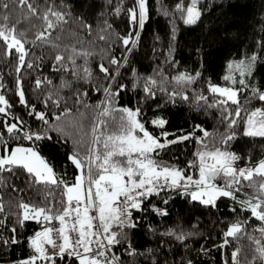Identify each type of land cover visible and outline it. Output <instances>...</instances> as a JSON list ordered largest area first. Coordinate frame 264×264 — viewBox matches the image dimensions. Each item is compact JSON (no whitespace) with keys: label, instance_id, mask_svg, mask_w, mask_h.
<instances>
[{"label":"snow or ice","instance_id":"6c2138e0","mask_svg":"<svg viewBox=\"0 0 264 264\" xmlns=\"http://www.w3.org/2000/svg\"><path fill=\"white\" fill-rule=\"evenodd\" d=\"M157 3L170 23L180 19L195 25L203 16L201 0H178L171 9L164 0ZM106 10L126 18L123 33L113 31L105 13L93 23L73 16L64 0H0V53L4 67L11 66L10 72L0 70V258L26 245L28 254L7 264H127L125 256L140 257L143 264H197L210 249L189 245L195 231L178 223L159 231L148 219L169 217V193L175 192L205 209H217V201L228 198L239 205L233 214L250 213L244 220L223 221L220 242L212 248L222 253V264H264V158L254 162L228 150L241 126L244 136L264 138V84L254 83L258 66H264V36L251 52L228 62L223 86L206 82L198 91L201 72L180 71L171 44L161 55L173 72L158 63L152 74L142 76L132 67L151 18L150 0H107ZM72 23L95 37L88 48L78 36L82 50L61 48L59 33ZM171 32L175 41L174 23ZM45 68L59 77V85ZM64 89L71 95H63ZM93 93L101 94L95 103L90 102ZM123 94L132 97L128 104L120 103ZM178 101L194 110H215L224 128L218 142L201 124L169 132L162 116L146 117L153 104L159 110ZM17 102L23 115L15 111ZM43 141L68 149L71 176L58 174L41 154ZM186 142L197 148L185 167L161 159L162 152ZM191 169L197 170L196 178ZM250 220L258 222L251 232ZM29 222L39 227L25 236L22 229ZM140 228L161 238L157 248L138 251L132 236ZM240 239L248 245L224 255Z\"/></svg>","mask_w":264,"mask_h":264},{"label":"trees","instance_id":"16d2710c","mask_svg":"<svg viewBox=\"0 0 264 264\" xmlns=\"http://www.w3.org/2000/svg\"><path fill=\"white\" fill-rule=\"evenodd\" d=\"M64 2L70 3L73 16H84L88 22L93 23L97 21L100 13H105L106 18L113 25L114 32L123 33L127 28L124 16L112 17L108 15L107 0H64ZM176 2L178 0H164V5L171 9ZM150 7L151 18L142 33L139 47L131 57L132 67L142 76L152 74V70L157 67L158 63L165 67L166 72H173V69L163 65L164 55H161V53L167 54L171 44L175 48V59L179 62L176 67L180 71L201 72L198 91L203 90L206 82L225 84L223 76L228 72V62L238 59L244 51L251 52L254 41L264 36V32L261 31L264 27V0H201L203 16L197 24L185 25L180 19H175L173 22L176 28L175 41L171 40L173 23L169 22L168 17L159 14L157 0H150ZM34 23L38 22L34 21ZM65 28V32L59 33L62 37L61 48L67 46L71 49L73 45H77V36L85 42L83 48H88L89 44L95 40L94 36H87L79 31L78 25L75 23L66 25ZM72 33L76 35H72ZM156 36H159V40L156 39ZM77 50H82V48L77 45ZM94 50L99 51L98 48ZM5 62V58L0 53V70L10 72L11 66L4 67ZM77 62L82 63V60ZM92 67L95 70L94 62ZM44 74L50 76L55 84H60L59 77L51 73L48 68L44 69ZM125 75L131 79L130 73H125ZM9 78H5L6 82ZM66 79H70V77H66ZM254 83L256 86L264 84V66H258ZM62 94L71 95L68 89H64ZM205 94L210 95V93ZM100 95L91 94L90 102H97ZM29 96L32 100L36 99L34 93H30ZM131 99L129 94H123L120 103L128 104ZM256 106L259 107L260 105L257 104ZM15 111L17 114H24V110L18 102ZM145 111L148 119L154 118L155 113L168 120L166 130L169 132H178L180 129L188 130L193 124H201L218 142L220 134L224 131L215 110L207 112L194 110L178 101L175 105L164 104L159 110L153 104L152 109H145ZM25 119L28 118L25 117ZM147 127L153 133L159 132V129H155L151 125ZM197 134L200 135V133ZM196 148L195 142H186L173 146L167 152H162L160 157L164 162L178 161L177 166L183 168L187 161L194 159L192 153ZM39 150L54 166L58 174L64 173L71 176L74 173V169L66 160L68 149L65 146L54 141H43L40 142ZM228 150L244 157L245 160L252 157L255 162L264 158V138L244 136L241 126L237 130L236 139L229 143ZM190 173L193 174L194 178L197 177L196 169H191ZM218 182L222 183V181ZM17 184L23 186L20 181H17ZM169 195L173 197L167 205L170 212L169 217L150 215L148 217L149 222L159 231H163L166 227H175L177 223L186 231H195L197 235L188 241L189 245L199 249L201 244H206L210 249L208 254L197 257V264H222V253L212 248L213 242H220L219 232L223 228L222 222L226 220L231 222L234 219L244 220L250 216V213L240 211L233 214L231 209L239 207V205L228 198L219 199L217 209H205L198 204L191 203L186 197H177L175 192H171ZM158 200L159 197L153 199L154 203H157ZM249 225L248 231L251 232L253 228L258 226V222L250 220ZM38 227L37 224L29 222L22 229V232L25 236L31 235ZM202 236H210L211 238L204 240L200 238ZM132 239L134 246L142 252L147 248H157L161 238L148 232L146 228H140L134 232ZM247 245L246 239L234 240L231 246L224 250V255H230L236 246L246 247ZM179 251L182 252L183 249H179ZM28 252L29 249L26 245L15 246L7 250L0 259H2L3 264H7V261L27 255ZM117 252L119 254L120 249H117ZM123 259L127 264H133V262L134 264H143L140 257L125 256Z\"/></svg>","mask_w":264,"mask_h":264},{"label":"rangeland","instance_id":"374dc122","mask_svg":"<svg viewBox=\"0 0 264 264\" xmlns=\"http://www.w3.org/2000/svg\"><path fill=\"white\" fill-rule=\"evenodd\" d=\"M218 85H221V86H223L224 84H218ZM240 199H243L244 197H243V194L239 197Z\"/></svg>","mask_w":264,"mask_h":264},{"label":"built area","instance_id":"2783aa9c","mask_svg":"<svg viewBox=\"0 0 264 264\" xmlns=\"http://www.w3.org/2000/svg\"><path fill=\"white\" fill-rule=\"evenodd\" d=\"M153 203H154V201H153ZM158 206H160V207H164V206H161V205H158Z\"/></svg>","mask_w":264,"mask_h":264}]
</instances>
